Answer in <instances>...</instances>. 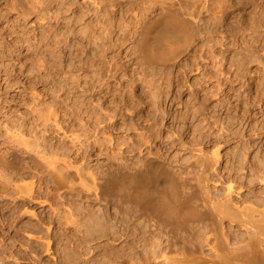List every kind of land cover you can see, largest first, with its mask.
Segmentation results:
<instances>
[{
    "label": "bare ground",
    "instance_id": "obj_1",
    "mask_svg": "<svg viewBox=\"0 0 264 264\" xmlns=\"http://www.w3.org/2000/svg\"><path fill=\"white\" fill-rule=\"evenodd\" d=\"M198 1L186 2L192 9L187 18L166 1L143 0L147 12L134 24L131 44L138 62L158 77L151 80L160 81L157 91L144 89L139 95L132 91L130 96L117 93L111 88V79L119 78L120 66L112 67L110 62L95 66L98 62L91 59L93 63L89 61L87 68L97 71L89 78L90 73L83 71L74 75L72 71L76 68L80 72L82 66L71 63L60 85L65 94L63 103L52 104L46 119L35 112L32 123L12 121L13 128L0 124V130L7 134L0 142L3 229L13 228L23 207H51L44 217L32 212L36 222L22 227L38 241L29 238L26 248L19 252L21 256L30 259L34 254L37 258L44 250H53L58 254L54 264H264V145L258 142L264 138V119L256 118L259 113L264 118V15L249 20L242 16L235 25L225 24L228 16L252 6L255 0H204L199 7ZM104 2L103 9L112 6L114 0ZM66 3L0 0V25L7 17L4 12H14L24 20L37 17L39 25L48 20L60 26ZM207 13L209 21L203 22L201 15ZM222 29L235 36L240 47L245 45L244 51L235 52L231 59L226 55L228 48L215 49L217 44L225 46ZM250 30V38L238 36ZM197 41L202 45L195 60L180 70L182 74L174 75L171 68ZM91 52L101 62L98 49ZM205 54L214 65V74L189 84V98L184 102L186 90L181 85L190 81L185 73L195 65L196 71L204 70L198 65ZM253 62L262 67L246 87L247 66ZM226 64L230 65L228 71ZM125 75L119 79L121 86L123 82L136 83L133 79L122 81ZM141 79L140 83L144 82L145 78ZM242 88L246 90H238ZM136 98L140 105L149 107L147 114L138 108L140 105L132 104ZM168 100L184 104L185 111L176 110L173 116L178 128L167 132L173 137L172 143L178 142L180 150L190 156L187 163L173 171L155 158L140 155L142 151L136 156L140 147L133 139L132 143L129 139L127 150L115 153L119 143L109 134L117 130L119 119L124 125L123 114L119 118L122 108L129 106L138 121L148 123V131L159 125L165 129ZM245 124L247 131H243ZM128 125L127 130L142 126L136 122ZM56 132L63 135L59 142L53 136ZM154 134L152 130L151 135H140L148 144ZM24 161L31 165L34 180L17 184V177L26 174ZM214 179L217 185L213 191L210 182ZM44 238H49L47 243Z\"/></svg>",
    "mask_w": 264,
    "mask_h": 264
},
{
    "label": "rangeland",
    "instance_id": "obj_2",
    "mask_svg": "<svg viewBox=\"0 0 264 264\" xmlns=\"http://www.w3.org/2000/svg\"><path fill=\"white\" fill-rule=\"evenodd\" d=\"M162 1H166L167 4L172 7V9H175L185 17L190 18L189 11L191 8L186 6V2L189 0ZM201 1L203 2L204 0L198 1V7L199 3L201 4ZM67 3L65 4L67 5V7L64 6V9L62 11L63 14H61L62 19L59 20L60 26L56 25L54 22H48V20L43 21V23L46 22L45 24L39 25L37 17H34L32 20L31 17L27 20H24L23 18L18 17L14 12H12L14 14H8L7 12H4L7 17H5V20L3 19L2 21L5 22L0 25V124H9L8 128H13V122H15V124H24L26 122L32 123L33 121H35V115L37 113L41 114L42 117L46 119V117H48L49 109H53L51 107L52 104H56V102H58L60 105L61 102L63 103L65 94L61 91V86L63 85L64 79L66 78V72L68 69L67 67L71 65V63H74V66H82V70H80V72L76 68L75 69L77 71H75V69L72 71L74 75H78L79 73H82L81 71H83L82 74L88 75L90 73V75H88L89 78H91L93 74L95 75L97 71V69H94V67L89 69L87 68L88 64L92 61L91 59H94L93 61L99 63H96L95 66H102L103 64L108 62H110V65L112 67L120 66L122 69L121 74L120 72L118 74L119 78L116 80L111 79V88L114 92L117 93L122 91L123 94L127 93V95L130 96L133 91V93L139 95L141 90L145 89V91L147 92H155L160 88V81L158 83H154L153 81H151L158 78L157 76L153 77V74H155L153 73V70L147 65L139 63L138 59H136L137 55L134 54V51L132 50L133 45L131 44V42L134 31L133 26L137 20L141 19V14L143 12H147L145 11V9L148 5L144 4L143 0H114L112 6H107L104 9L102 8L106 3L104 2V0H67ZM246 7L244 8L247 9L246 11L244 9H241L240 11L236 10L235 14L228 16L225 24L235 25V22L238 21V19L242 16L249 20L253 16H259L260 14L264 15V0H255L252 6L248 8ZM232 10H235V8ZM194 11L196 14L197 10ZM157 13H160V9H158ZM208 15V13L204 14V16L201 15L203 22L209 21ZM6 22H10V24L12 25H8V23ZM200 25L202 24L200 23ZM104 27L108 29L105 30ZM106 31H108L110 34ZM222 32V36L226 37V41L224 42L225 46L220 47L221 45L217 44L215 47L216 51H220V48H228L229 52L226 53V55L229 59L232 58V55L235 52L240 54L244 51L243 48L245 47V45L243 44L240 47L239 44H237L238 42H236L238 39H236L235 36H229V33H227L224 29H222ZM251 32L252 30L246 31L243 34L242 32H240L238 36H241L242 38H250L249 36L250 34H252ZM107 33L111 36L108 37ZM199 33L201 32L199 31L197 33V36ZM105 36H107L108 38ZM241 37H239V40H241ZM200 45H202V43L197 41L190 48L188 54L180 58L177 66L171 68L174 75L182 74L180 70L182 71L187 63L188 65L192 64L193 60H195L194 55L196 53V50L200 48ZM91 47L93 49H98L99 54L101 55H99V57L101 58V62L98 60L96 61L97 58H93V52H91L93 49ZM85 51L88 53V56ZM206 52L208 51L206 50ZM77 54H79L78 57ZM216 54L219 55V52ZM207 56L208 55L205 54L203 58L199 59L201 62L198 67H201L203 65V67H205L204 70L200 69L196 71L197 67L195 65V67H193L191 71L188 70L185 73V75L187 74L186 76H188V80L190 81L188 84H186V82L184 81V84L181 85L183 86L182 90H186V94L183 97L184 102L189 98V84L193 85V82L196 78L201 79L204 75H207V77H209L214 74V65L210 63V61L207 59ZM257 62H253L249 66H247V68H249L246 71L247 76L245 75V79L247 81L244 79L245 82H248L245 85L246 87L249 83H252V80L250 78H254L259 75L257 69L258 67L261 68L262 66H260V64H258ZM229 66V64H226L225 71H228ZM86 69V72L88 73L85 72ZM234 69L235 67L232 68V71H234ZM122 73L126 74V77L123 78L122 81L133 79L136 83H129V85L128 83L123 82L124 85L121 86L119 79H121ZM107 74L109 75V73ZM104 77H106V75H104ZM141 78H145V80L144 82L140 83V80H142ZM149 80L151 81V83H147V81ZM148 85H150L151 88ZM202 85L206 88L209 86L208 83H203ZM69 86L75 87L74 84H70ZM97 86L98 88L96 89L100 90L99 84H97L96 87ZM174 86H176V84ZM237 88H240V85ZM250 88L253 91L255 90V86H252ZM176 89L177 88H175V91ZM238 90L244 91L246 90V88ZM59 96L62 97L59 98ZM245 97L246 93H243L242 98ZM232 100H234V97L232 98ZM117 102L120 103V100H118ZM139 102V99L136 98L134 99L132 104H136L138 106L140 105ZM179 102L180 101L178 100H176L175 102H172V100L167 101L166 109L169 113V118L165 122L166 128L163 129L159 125L151 129V131H148V123L144 122L143 124L142 121H138V116L136 117L135 114L133 115V110H131V108L129 109V106L125 107L127 109L122 108L119 113V118H121L120 116L121 114H123V116L125 117V123L123 125L122 120L119 119V124H117L118 126L116 127L117 130H114L113 134H109L117 139L119 143L114 150L115 153L127 150L129 144L132 143V141H135L134 143H138L140 147L134 153L136 154V156H139L140 151H142V154L140 155H147L148 157L155 158L163 162L166 166H169L173 171L176 166L187 163V158H189L190 156L180 150L178 142L172 143L173 137L169 132H167V129L172 128V130H174L178 128V123L173 122V116L175 117L177 114L175 113V111H180V113L181 111H185L184 104H180ZM107 105L109 104L107 103ZM139 107L140 109H142V113L144 112L145 114H147L149 110V107H147V105L141 103L138 108ZM256 109V112H259L258 107ZM58 114L60 115L59 117H61V110L58 111ZM256 118H259L260 121L264 119L261 113H259ZM17 120L19 122H16ZM51 122L52 121L46 122V124H49ZM133 122L140 123L142 126L137 125L133 129L127 130V128H129L128 124ZM144 125L145 127H143ZM247 128V124H245L243 126V131H247ZM152 130H154L157 135L154 134V137H150L151 140H148L149 143L146 144V141L141 138L140 134H146L148 136L152 134ZM13 131L14 130H12V132ZM4 134H6V130L1 129L0 142L2 143L4 141ZM49 134L50 132L48 133V135ZM5 136H7V134ZM53 136L57 137L55 139L57 140V142H59L58 140L63 138V135L57 132ZM129 139L130 143H128ZM131 139L133 140L131 141ZM258 142H260V145L263 146L264 138L261 137ZM256 153V151L251 153V157L253 158ZM126 156H128L129 159H131L132 157L128 153L126 154ZM226 161L224 162L223 167L225 166ZM27 162H30V160L26 159V163ZM26 163L24 161V163L22 164L23 171L26 172V174L22 175L23 178L19 176L17 177V179L15 180L17 184H29L34 180L32 170L29 169L31 165H27ZM24 168L26 171L24 170ZM192 176L194 177V175ZM210 185L212 190L214 191V185H217L215 179L214 181L210 182ZM42 200L45 199L43 198ZM50 208L51 207L49 205L46 206V209L44 210V205L42 204H36V206L33 207H23L24 210L26 209V212L23 209L20 210L21 213L19 212L20 214H18V216H20L15 220L16 222H14L13 228L11 230L7 228L3 229V226L1 224V216L5 212H3L0 208V264H54L56 262L58 254L56 252L53 253V250H51L50 253L44 250L45 252L43 251L41 255H37V258L33 254L34 258L30 259L21 256L22 253H19L26 248L25 246H27L29 238L32 237L33 240H37V238H34L35 236H30L32 234L31 231H27V229L25 231L24 229H22V227L30 222H36V218H34L33 216L34 213L40 215V217H44L46 212H49ZM53 208H55V206ZM65 208L66 207H64V209ZM32 212L34 213L31 214ZM27 233H29L30 235ZM46 240L48 241L49 238H44L43 242L47 243ZM18 242H20V244Z\"/></svg>",
    "mask_w": 264,
    "mask_h": 264
}]
</instances>
